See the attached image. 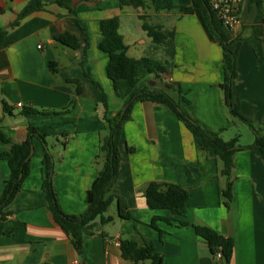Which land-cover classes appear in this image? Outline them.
<instances>
[{
	"label": "crops",
	"instance_id": "obj_1",
	"mask_svg": "<svg viewBox=\"0 0 264 264\" xmlns=\"http://www.w3.org/2000/svg\"><path fill=\"white\" fill-rule=\"evenodd\" d=\"M29 1L0 0V128L13 143H21L32 124L44 140L33 136L28 174L3 209L13 213L0 220V264H149L121 257L120 243L140 238L152 242L162 256L161 264H218L192 226L232 239L229 264H264V157L254 148L234 153L232 200L226 208L218 194L227 181L220 174L222 163L196 149L191 133L171 111L149 101L134 102L122 126L120 144L133 151L121 152L118 177L110 190L126 201L132 219L118 218L112 202L107 210L112 222L97 226L92 235H83L81 253L75 252L45 206L41 160L45 146L52 158L51 182L62 212L83 213L86 192L104 161L99 148L108 131L101 91L110 120L126 102L115 96L105 74L107 56L97 48L100 20L118 17V32L129 58L166 64L161 79L150 76L149 82L168 84L174 98L179 89L189 101L181 109L204 129L228 141V131L237 119L230 117L219 89L223 78L220 46L197 13L178 11L191 5V0H143L144 5L136 8L120 7L118 0H72L73 13L48 2L10 27ZM240 17L242 24L232 35L247 40L254 17L247 0H241ZM143 23L161 26L173 36L156 44L142 29ZM261 26L258 40H242L238 47L233 85L234 96L241 100L240 113L256 129L264 122V24ZM63 32L75 36L80 46L71 49L55 41ZM52 63L55 72L50 70ZM68 80L78 81L79 95L74 96L76 85ZM70 97H75L74 106L62 118L20 114L22 107L61 111ZM2 103L10 112L3 110ZM249 131L250 139L240 143L238 138L239 146L253 143ZM8 150L9 145L0 142V153ZM8 176V166L0 160V198ZM151 182L185 188L184 215L148 209L143 191ZM153 218H157L154 224L160 235L150 226ZM178 221L189 226L178 225Z\"/></svg>",
	"mask_w": 264,
	"mask_h": 264
},
{
	"label": "trees",
	"instance_id": "obj_2",
	"mask_svg": "<svg viewBox=\"0 0 264 264\" xmlns=\"http://www.w3.org/2000/svg\"><path fill=\"white\" fill-rule=\"evenodd\" d=\"M118 1L120 7L132 6L136 8L144 5L143 0ZM48 2L62 6L69 13H73L70 6L72 0H30L16 15L15 20L10 23V27L17 26L29 14L42 10L43 6ZM247 5L254 13L253 24L251 26L252 34L247 40L242 39L240 35H232V31L222 25L211 10L208 0H191V5L181 7L178 10L180 14L197 13L211 39L220 46L223 78L219 84V89L222 92L224 103L228 108L232 120L237 119L244 122L253 133V143L247 147L238 145V136L224 141L219 133L210 132L194 121L180 107L181 104H188L189 101L183 95H180L179 89L176 90L178 97L174 98L170 93L173 91V88L168 84H164L168 90L150 86L148 77L153 76L160 80L161 76L167 71L166 64L144 57L139 59L129 58L126 55V47L122 41V37L118 32V17L115 16L99 21L100 38L97 48L107 56L105 74L111 81L115 96L119 99H126V102L122 111L113 120H110L106 116V97L103 91H101L102 106L104 108L103 121L108 131L102 139L99 148L100 152L104 155V161L91 187L86 192V210L83 213L79 215H67L62 212L51 182L52 158L45 148L41 160L44 176L42 177L40 188L44 193L45 206L50 212L53 221L70 239L76 253H81L83 235H92L97 226L112 222L113 218L107 214V210L112 202L116 203L118 218L123 220L132 219L126 201L122 197L110 193V190L118 177V166L122 159L121 152L131 153L133 151L125 143L120 144V139L122 126L128 120L134 102L149 101L162 105L171 111L191 133L196 149L204 151L208 159L219 160L222 163L220 174L226 177L227 181L224 188L218 189V194L226 208L229 207L232 200V181L230 177L233 169L234 153L242 149L254 148L258 149L262 157H264V122H262L261 127L258 129L254 128L250 121L240 113L239 105L241 100L233 94L238 47L242 40L250 43L258 40L262 35L261 25L264 24V3H262V0H247ZM142 29L156 44L163 43L167 38L173 36L172 33L164 31L158 25L143 23ZM54 39L71 49H77L80 46L78 39L69 32H63ZM54 66V63L50 64L52 72H55ZM68 82L75 83L74 96L79 95L80 86L78 81L68 80ZM74 98L70 97L66 107L61 111H45L32 107H22L20 114L24 117L62 118L73 108ZM2 104L3 110L10 112L9 107L5 103ZM33 136L39 137L42 141L44 140L43 136L37 133L35 126L32 124H28L26 139L21 143H13L0 128V142L9 145L8 151L0 153V160L5 161L9 169V176L4 182L0 198V220L6 219V217L13 213L4 212L3 209L11 203L19 192L20 186L28 174L29 154L32 148ZM143 197L145 198L147 208L150 210H169L174 215L182 216L185 212L188 193L185 188L178 184L151 182L144 189ZM156 219L153 218L151 220L150 226L157 230L160 235L161 232L154 224ZM178 225L189 226L187 222L183 221H178ZM192 229L197 237L207 243L210 255L218 264H229L233 253V241L231 238L221 236L209 228L192 226ZM120 253L123 259L135 263L144 261H148L149 264L162 263V256L155 252L152 242L144 238L122 241L120 243ZM217 253L221 255L220 260L215 259Z\"/></svg>",
	"mask_w": 264,
	"mask_h": 264
},
{
	"label": "built area",
	"instance_id": "obj_3",
	"mask_svg": "<svg viewBox=\"0 0 264 264\" xmlns=\"http://www.w3.org/2000/svg\"><path fill=\"white\" fill-rule=\"evenodd\" d=\"M208 3L211 10L225 28L230 31H234L241 26V0H208ZM17 106H21V104H17ZM215 259L220 260L221 255L217 253Z\"/></svg>",
	"mask_w": 264,
	"mask_h": 264
},
{
	"label": "rangeland",
	"instance_id": "obj_4",
	"mask_svg": "<svg viewBox=\"0 0 264 264\" xmlns=\"http://www.w3.org/2000/svg\"><path fill=\"white\" fill-rule=\"evenodd\" d=\"M228 132L231 134L230 135L231 138L233 136H238V134H239L238 137H239L240 143L247 142V140L250 139V131H249L248 126L246 124H244L243 122L238 121V120L236 121V125L234 127H232ZM224 138H227V137L225 136Z\"/></svg>",
	"mask_w": 264,
	"mask_h": 264
},
{
	"label": "water",
	"instance_id": "obj_5",
	"mask_svg": "<svg viewBox=\"0 0 264 264\" xmlns=\"http://www.w3.org/2000/svg\"><path fill=\"white\" fill-rule=\"evenodd\" d=\"M149 84H150L151 86L156 85V86H158V87H160V88H163V89H165V90H168V88L165 87L164 84L161 83V82H160V83H156L155 81H150ZM44 148H45V146H44ZM45 149H46V148H45ZM31 154H32V148H31V151H30L29 157H30Z\"/></svg>",
	"mask_w": 264,
	"mask_h": 264
}]
</instances>
